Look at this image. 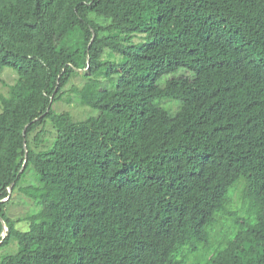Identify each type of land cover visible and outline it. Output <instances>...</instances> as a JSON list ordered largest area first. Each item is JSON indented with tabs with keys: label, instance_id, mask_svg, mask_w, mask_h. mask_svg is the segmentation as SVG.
<instances>
[{
	"label": "trees",
	"instance_id": "obj_1",
	"mask_svg": "<svg viewBox=\"0 0 264 264\" xmlns=\"http://www.w3.org/2000/svg\"><path fill=\"white\" fill-rule=\"evenodd\" d=\"M2 67L0 264H264V0H0Z\"/></svg>",
	"mask_w": 264,
	"mask_h": 264
},
{
	"label": "rangeland",
	"instance_id": "obj_2",
	"mask_svg": "<svg viewBox=\"0 0 264 264\" xmlns=\"http://www.w3.org/2000/svg\"><path fill=\"white\" fill-rule=\"evenodd\" d=\"M84 70L80 71L83 72ZM181 71H179L177 74H179ZM16 78V74L12 69L2 67L0 71V95L6 94L9 89V85L14 82ZM84 77H81L80 75H77L73 78L70 85H76L81 86L84 82ZM69 87L66 88L65 93L63 94L60 101H57L53 108L56 111L62 112V111H69L72 116L76 119H82L89 115H96L98 111L91 107H83L79 105L74 99V94L71 92ZM172 102L171 100H167L163 103L166 107L168 103ZM174 108V106L172 107ZM45 132L43 133V138L45 139L43 141V144L41 147H44L51 143L53 140L56 131L55 128L52 126L50 121L46 122L45 125ZM25 178L29 180H34L32 176V172H29ZM237 192L234 194L233 198L237 199ZM8 208V215L16 220V226L20 229H25L27 227V223L25 216L29 213H32L38 209L35 202L28 197H26L24 194L16 191L12 195V200L7 205ZM221 228L225 229V225L222 226L219 224L218 226H215L214 236H219L221 234ZM230 228V227H229ZM5 234V232L3 233ZM18 248L17 240L15 238H12L9 243L0 246V261L2 258H4L7 255H10L14 253ZM196 261V260H195ZM195 261H189L188 264H197Z\"/></svg>",
	"mask_w": 264,
	"mask_h": 264
},
{
	"label": "water",
	"instance_id": "obj_3",
	"mask_svg": "<svg viewBox=\"0 0 264 264\" xmlns=\"http://www.w3.org/2000/svg\"><path fill=\"white\" fill-rule=\"evenodd\" d=\"M8 191H9V192L11 191V185H10ZM0 220L2 221L3 231H5V230H6L5 223L3 222V220L1 219V217H0Z\"/></svg>",
	"mask_w": 264,
	"mask_h": 264
},
{
	"label": "clouds",
	"instance_id": "obj_4",
	"mask_svg": "<svg viewBox=\"0 0 264 264\" xmlns=\"http://www.w3.org/2000/svg\"><path fill=\"white\" fill-rule=\"evenodd\" d=\"M3 233H4V231H3ZM4 235V234H3Z\"/></svg>",
	"mask_w": 264,
	"mask_h": 264
}]
</instances>
